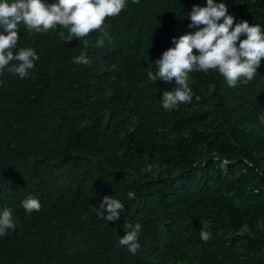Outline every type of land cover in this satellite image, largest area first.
Instances as JSON below:
<instances>
[{
  "label": "trees",
  "instance_id": "obj_1",
  "mask_svg": "<svg viewBox=\"0 0 264 264\" xmlns=\"http://www.w3.org/2000/svg\"><path fill=\"white\" fill-rule=\"evenodd\" d=\"M203 3L127 0L105 17L102 47L97 30L64 42L62 26L19 25L18 47L39 59L26 78L0 72V206L17 221L0 236V264H264V57L234 87L214 69L190 72L192 100L172 110L158 98L174 78L147 77ZM225 3L233 23L264 26V0ZM81 50L89 64L72 62ZM28 194L39 211L25 213ZM104 195L125 204L118 219L94 211ZM126 222L141 224L135 253L117 243Z\"/></svg>",
  "mask_w": 264,
  "mask_h": 264
},
{
  "label": "clouds",
  "instance_id": "obj_2",
  "mask_svg": "<svg viewBox=\"0 0 264 264\" xmlns=\"http://www.w3.org/2000/svg\"><path fill=\"white\" fill-rule=\"evenodd\" d=\"M136 2V0H133ZM127 6V0H0V72L9 71L20 78L30 75L39 59L33 47H18L19 25L22 23L29 31L44 32L58 25L67 29L57 35L64 42L75 38L86 37L91 30H97L93 47H102L105 39L111 40L109 25L104 23L106 16H116ZM189 19L188 28L192 32H184L173 36L172 46L164 50L152 63L155 71H147V77L153 81L160 78L169 81L174 78L175 86L165 90L158 98L160 106L172 110L179 103L192 100V90L187 77L192 71L214 69L221 74L229 87L238 83L245 84L257 73L261 57H264V26L240 19L233 23L235 17L228 11L225 0H204L203 5L193 4L186 14ZM202 25V26H201ZM244 34L243 38H240ZM91 43L90 38L82 40L84 49ZM193 49L197 51L194 53ZM76 64H89L90 59L85 50L73 56ZM117 70L116 65H111ZM264 124V112L258 115ZM246 163H251L245 160ZM159 164H147L142 171L155 174ZM132 190L127 192L129 199L134 198ZM26 214L41 208L37 196L28 194L20 201ZM94 209L105 222L116 220L124 211L125 204L115 195H104ZM17 221L13 216V208L0 206V236L16 228ZM125 232L118 235L117 243L125 246L130 253L140 247L139 222H126ZM211 233L201 229L199 237L207 241Z\"/></svg>",
  "mask_w": 264,
  "mask_h": 264
}]
</instances>
